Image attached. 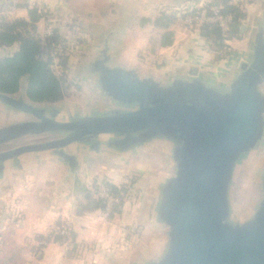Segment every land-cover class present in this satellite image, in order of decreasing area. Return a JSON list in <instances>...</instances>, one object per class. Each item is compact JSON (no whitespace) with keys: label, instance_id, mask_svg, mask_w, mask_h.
<instances>
[{"label":"crops","instance_id":"crops-1","mask_svg":"<svg viewBox=\"0 0 264 264\" xmlns=\"http://www.w3.org/2000/svg\"><path fill=\"white\" fill-rule=\"evenodd\" d=\"M213 1L0 0V22H29V11L36 10L40 19L32 35L44 40L57 32L63 44L61 54H53L54 74L57 59L63 61L62 73L80 76V65L96 60L107 47L112 66L158 82L173 72L195 74L225 94L239 75L238 57H252V34L264 20V0H231L246 17L239 36L228 41L229 52L218 51L211 40L189 30L181 17L183 11ZM162 14L175 16L166 29L154 25ZM165 33L172 35L166 46ZM17 50L18 44L0 46V58ZM20 84L27 85V79ZM259 88L264 96V82ZM61 101L86 107L66 97ZM24 119L0 106V125ZM156 144L121 153H93L87 146L74 145L65 150L76 160L74 169L49 151L6 162L0 173V264L158 261L166 252L167 229L156 209L171 168L166 148ZM98 182L127 189L118 211L109 216L93 205ZM64 229L70 230L68 237L61 235ZM58 235L61 240L54 239Z\"/></svg>","mask_w":264,"mask_h":264},{"label":"water","instance_id":"water-1","mask_svg":"<svg viewBox=\"0 0 264 264\" xmlns=\"http://www.w3.org/2000/svg\"><path fill=\"white\" fill-rule=\"evenodd\" d=\"M263 28L264 20L252 34L251 59L238 57L239 75L225 94L195 74L173 72L158 82L112 66L107 47L78 68L93 85L85 108L34 103L24 84L14 95L0 93L2 108L25 116L0 125V173L29 153L54 152L74 169L65 153L74 145L121 153L161 143L171 173L156 216L167 248L146 264H264ZM248 169L252 192L240 208L235 185Z\"/></svg>","mask_w":264,"mask_h":264},{"label":"trees","instance_id":"trees-1","mask_svg":"<svg viewBox=\"0 0 264 264\" xmlns=\"http://www.w3.org/2000/svg\"><path fill=\"white\" fill-rule=\"evenodd\" d=\"M208 8H217L224 16L231 17V29L228 39L239 36L241 23L246 14L243 10L231 4V0H215L207 5ZM195 13V11H192ZM192 13V14H193ZM30 21L25 22L17 20L13 22H0V46L12 47L18 44V50L10 57L0 58V93L5 95H14L19 91L20 82L23 78L27 79V96L34 103H54L64 98L65 81L56 76L51 68L53 63V54L57 46L61 44L60 36L57 32L47 36L44 40L35 38L32 31L35 29V23L40 19L36 10L29 11ZM183 18V15H181ZM175 16L162 14L155 20L154 25L166 29ZM204 37L212 41V44L218 51L227 52V46L224 45L219 28L216 26L206 27ZM172 35L165 33L162 36V45L171 44ZM113 195H119L121 192L126 194V188H116L105 184ZM94 196V194H93ZM95 208L104 210L103 202L100 199H94ZM115 208L114 212L118 211ZM51 236L47 238L49 240ZM55 240H61L58 236Z\"/></svg>","mask_w":264,"mask_h":264},{"label":"built area","instance_id":"built-area-1","mask_svg":"<svg viewBox=\"0 0 264 264\" xmlns=\"http://www.w3.org/2000/svg\"><path fill=\"white\" fill-rule=\"evenodd\" d=\"M192 11H195L193 13ZM193 13V14H192ZM183 23L191 31L201 34H204L206 27L216 26L220 30L221 37L225 46L228 44L229 32L231 29V17L224 16L221 14L217 8H208L207 5L200 7L185 10L182 12ZM227 52L230 50L226 49ZM97 199H100L104 205V213L106 216H109L113 213L115 208L119 207L123 200L125 199L126 194L120 193L119 195H113L109 188L105 184H101L97 188ZM61 235L68 237L70 235L69 229H64L61 232Z\"/></svg>","mask_w":264,"mask_h":264},{"label":"rangeland","instance_id":"rangeland-1","mask_svg":"<svg viewBox=\"0 0 264 264\" xmlns=\"http://www.w3.org/2000/svg\"><path fill=\"white\" fill-rule=\"evenodd\" d=\"M58 47V46H57ZM58 51L55 52V55H59L61 54V50H63V44L61 43L60 46L58 47ZM227 55V54H226ZM231 54H229L228 56H230ZM63 61H59L56 59V63H57V67L55 69V74L60 77L63 78L65 81L64 84V88H65V94L64 97H66L67 102H85L87 103L89 98H91V90L93 89V85L91 84V82L86 83L85 81H82L80 79L79 76H73L70 73H62L61 72V67L60 64ZM93 83V82H92ZM14 147V145H11L8 148ZM252 175H253V169H248L247 172H245V176L242 180H239V185H235V187L239 186L238 188V193L237 195L234 196V204L235 206L237 205L238 207L240 206V208H242L241 205L242 203L244 204V202H248V199L250 197V194L252 192V187H251V183H252ZM102 183L98 182L93 190V194H94V198L97 199V188L101 185ZM132 186V183H131ZM132 190V189H131ZM240 204V205H238Z\"/></svg>","mask_w":264,"mask_h":264}]
</instances>
